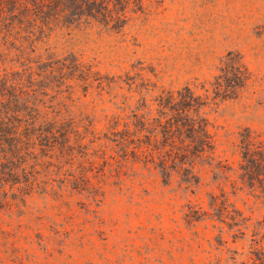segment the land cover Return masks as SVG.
Segmentation results:
<instances>
[{
  "label": "rangeland",
  "instance_id": "rangeland-1",
  "mask_svg": "<svg viewBox=\"0 0 264 264\" xmlns=\"http://www.w3.org/2000/svg\"><path fill=\"white\" fill-rule=\"evenodd\" d=\"M73 3L26 52L24 78L70 139L58 137L56 159L39 157L45 193L1 194L0 264H264V194L241 183L236 151L244 130L264 134V0ZM230 57L249 81L217 97ZM185 88L216 145L194 163L198 184L167 179L120 143L159 117L163 92Z\"/></svg>",
  "mask_w": 264,
  "mask_h": 264
},
{
  "label": "trees",
  "instance_id": "trees-1",
  "mask_svg": "<svg viewBox=\"0 0 264 264\" xmlns=\"http://www.w3.org/2000/svg\"><path fill=\"white\" fill-rule=\"evenodd\" d=\"M80 1L74 0L73 7ZM102 1L107 7L112 2ZM71 12L69 0H0V197L3 194L6 202L11 192L14 201L45 193L47 185L39 179L43 168L39 157L56 159L61 147L58 137L70 139L68 122L40 109L35 85L26 91L24 78L34 75L33 68L25 64L26 52L36 54L45 31L57 27ZM38 59L39 65L41 56ZM223 65L213 92L217 97L237 96L249 81L248 71L236 58H228ZM17 66L27 68L18 75ZM156 101L159 117L151 125L142 118L134 134L128 129L122 134L124 152L155 164L167 179L176 171L184 182L198 184L194 163L216 148L200 113L202 101L189 88L163 92ZM236 148L241 183L264 194V134L244 130Z\"/></svg>",
  "mask_w": 264,
  "mask_h": 264
}]
</instances>
